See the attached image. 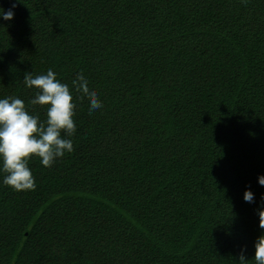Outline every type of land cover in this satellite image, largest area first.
<instances>
[{
  "label": "trees",
  "instance_id": "16d2710c",
  "mask_svg": "<svg viewBox=\"0 0 264 264\" xmlns=\"http://www.w3.org/2000/svg\"><path fill=\"white\" fill-rule=\"evenodd\" d=\"M14 13L0 98L45 120L23 77L52 69L76 128L50 166L28 159L34 189L0 183V264H240L241 248L255 264L264 0H19Z\"/></svg>",
  "mask_w": 264,
  "mask_h": 264
},
{
  "label": "clouds",
  "instance_id": "9594fccd",
  "mask_svg": "<svg viewBox=\"0 0 264 264\" xmlns=\"http://www.w3.org/2000/svg\"><path fill=\"white\" fill-rule=\"evenodd\" d=\"M19 0H10L8 9L0 6V21L10 22ZM2 27V25H0ZM26 87L36 90L30 100L32 105L46 106V119L40 120L38 115L30 113L24 101L17 97L0 98V183L11 187L14 191L35 188V180L28 159L38 157L44 167L50 166L65 152H71L75 132L73 120L75 104L69 85L56 78V73L48 69L46 74L33 76L26 73L23 77ZM74 89L87 99V110L93 112L102 107L97 91L90 87L82 73H77L72 80ZM63 132V135L61 133ZM257 183L264 186V175L257 176ZM244 202L253 203L254 193L245 188L242 193ZM255 214L258 227L264 230V193H261ZM252 259L255 264H264V231L253 243ZM240 264H247L245 250L241 248L238 255Z\"/></svg>",
  "mask_w": 264,
  "mask_h": 264
}]
</instances>
